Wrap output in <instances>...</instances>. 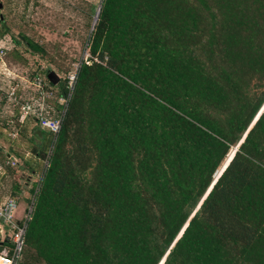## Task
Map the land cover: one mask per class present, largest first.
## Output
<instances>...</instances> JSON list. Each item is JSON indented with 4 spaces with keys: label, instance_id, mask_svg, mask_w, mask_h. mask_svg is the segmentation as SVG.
Wrapping results in <instances>:
<instances>
[{
    "label": "trees",
    "instance_id": "obj_1",
    "mask_svg": "<svg viewBox=\"0 0 264 264\" xmlns=\"http://www.w3.org/2000/svg\"><path fill=\"white\" fill-rule=\"evenodd\" d=\"M99 8L56 142L15 120L31 157L4 203L34 202L18 264H264V0Z\"/></svg>",
    "mask_w": 264,
    "mask_h": 264
},
{
    "label": "rangeland",
    "instance_id": "obj_2",
    "mask_svg": "<svg viewBox=\"0 0 264 264\" xmlns=\"http://www.w3.org/2000/svg\"><path fill=\"white\" fill-rule=\"evenodd\" d=\"M101 1L0 0L3 5L0 8V18L1 15L4 17L0 20V32L7 29L9 35L19 40V35H24L43 45L47 51V55L43 57L34 55L23 43L24 41L16 48H11L10 44L0 39V44L8 52L7 63L13 75L18 76L16 83L18 89L23 86L25 94L31 92L28 83L31 79L30 73L38 66L40 69L51 68L64 78L68 71H73L89 57L88 39ZM1 95L3 90L0 99ZM1 106L4 108L5 103ZM3 113L5 118L8 115L11 117L5 108ZM3 119L0 117V170L4 173L0 178V205L7 200V194L13 183L27 179L28 173L21 172L19 168L24 163V158L21 157H31L28 141L22 136L18 139L11 138L9 131L3 128ZM33 128H35L34 124H31L28 130ZM12 160L18 166L12 164ZM46 162L45 160L43 163L44 169ZM25 195L27 196V193ZM13 198L22 202L20 195ZM22 204L26 206V203Z\"/></svg>",
    "mask_w": 264,
    "mask_h": 264
},
{
    "label": "built area",
    "instance_id": "obj_3",
    "mask_svg": "<svg viewBox=\"0 0 264 264\" xmlns=\"http://www.w3.org/2000/svg\"><path fill=\"white\" fill-rule=\"evenodd\" d=\"M7 54L6 48L0 44V94L3 90L0 99V117L5 120L3 113L5 108L11 116L8 115L4 123L10 137L15 139L19 136L16 119L31 117L36 119L39 127L51 132L54 135L53 140L56 142L74 94L82 62L66 75L67 92L65 95H59V84L53 86L43 68L36 71L33 77L30 76L31 79L28 83L31 86V92L25 94L23 86L20 87L21 89L17 88L18 76L13 75L7 66L5 61ZM2 101H5L4 108L1 106ZM12 164L18 165L13 160ZM46 165H48V161ZM17 208L16 199H10L0 205V219L11 227V239L14 244L12 255L9 254L7 248L0 252V264H18L24 250L26 230L32 218L34 202L21 218L16 216Z\"/></svg>",
    "mask_w": 264,
    "mask_h": 264
},
{
    "label": "crops",
    "instance_id": "obj_4",
    "mask_svg": "<svg viewBox=\"0 0 264 264\" xmlns=\"http://www.w3.org/2000/svg\"><path fill=\"white\" fill-rule=\"evenodd\" d=\"M7 56H8V54H7ZM5 61L7 63V57H6ZM7 66L10 69L8 63H7ZM10 70L12 71V69H10ZM2 85H3L2 86L3 89H5L4 84H2ZM1 103L3 104V103H5V101H2ZM5 119H7V118H5ZM4 121H3V128H4L5 131H7L6 127L4 126V123H5ZM18 138H19V136H18ZM18 138H15V139H18ZM7 161H9V160H7ZM8 165H10V164H8ZM2 174H4V173H2L1 170H0V178H1ZM22 203L23 202H18V208H17V211H16V216L18 218H21L24 215V213H25V207L26 206H22L23 205ZM11 235H12L11 227L7 223H5L3 220L0 219V243L5 241L6 239H11Z\"/></svg>",
    "mask_w": 264,
    "mask_h": 264
},
{
    "label": "water",
    "instance_id": "obj_5",
    "mask_svg": "<svg viewBox=\"0 0 264 264\" xmlns=\"http://www.w3.org/2000/svg\"><path fill=\"white\" fill-rule=\"evenodd\" d=\"M2 4L0 3V8H2ZM99 13H100V8L97 10V13H96V16H95V19H94V22H93V27L94 28V25L98 19V16H99ZM4 17L3 15H1V18L0 20H2ZM47 77H48V80L53 84V85H58L59 82H60V76L55 72V71H49L48 74H47ZM238 148V147H237ZM237 148L235 149V151L237 150ZM235 151L233 152V154L230 156V160L232 159V157L234 156L235 154ZM230 160L225 164V166H223V168L221 169V171H218L219 173H217L216 175V179L222 174V172L224 171V169L226 168V166L229 164Z\"/></svg>",
    "mask_w": 264,
    "mask_h": 264
}]
</instances>
